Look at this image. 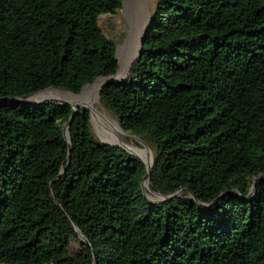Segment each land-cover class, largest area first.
<instances>
[{
	"label": "trees",
	"instance_id": "obj_1",
	"mask_svg": "<svg viewBox=\"0 0 264 264\" xmlns=\"http://www.w3.org/2000/svg\"><path fill=\"white\" fill-rule=\"evenodd\" d=\"M123 1L0 0V264H264V0H157L142 57L99 97L153 151L149 187L89 110L69 158L72 107L13 101L116 75L99 18Z\"/></svg>",
	"mask_w": 264,
	"mask_h": 264
},
{
	"label": "rangeland",
	"instance_id": "obj_2",
	"mask_svg": "<svg viewBox=\"0 0 264 264\" xmlns=\"http://www.w3.org/2000/svg\"><path fill=\"white\" fill-rule=\"evenodd\" d=\"M156 3L157 0H124L122 7L118 9L115 14L102 15L99 18V26L103 33L116 44L119 69L114 76L118 77L122 69L126 67L125 62L130 61V65L128 69H126V72L115 80L118 83L124 82L129 77L131 70L134 67L133 66L130 70L131 63L137 55L136 51L135 55L132 57L135 48L136 28H138V26L140 27V34L137 43L138 49L139 43H141L142 48V40L151 25ZM87 87H85L80 94L74 95L69 92L53 89L55 91L54 93L38 96V98L44 99V101L71 104V97L79 96V100L75 105H81L89 109L91 112L92 131L97 138L108 144L117 143L122 147H125L128 151L140 157L145 163L146 168L150 169L153 164V151L145 142L139 141L131 134L124 133L115 120L101 107L99 95L96 91L91 88L86 90ZM148 192L149 191L146 192L148 197L152 200H156L155 197L158 196L156 194L153 195L152 193L151 195ZM81 242L80 239L71 242L69 246L70 259H78L81 256Z\"/></svg>",
	"mask_w": 264,
	"mask_h": 264
},
{
	"label": "water",
	"instance_id": "obj_3",
	"mask_svg": "<svg viewBox=\"0 0 264 264\" xmlns=\"http://www.w3.org/2000/svg\"><path fill=\"white\" fill-rule=\"evenodd\" d=\"M150 28V27H149ZM149 28H148V30H149ZM148 30H147V32H146V35H145V37L143 38V40H142V48H143V45H144V43H145V41H146V37H147V35H148ZM142 48H141V53H140V55H139V57H138V59L135 61V63L142 57ZM113 77H115V76H110V77H100V78H113ZM99 79V78H98ZM98 79H96V81L98 80ZM95 81V82H96ZM112 83H118V82H116L115 80H110V81H108L107 83H105L102 87H101V89H100V91H99V97H100V94H101V92H102V90H103V88L105 87V86H107V85H110V84H112ZM89 85H91V84H89ZM89 85H86V86H84L83 87V89L85 88V87H87V86H89ZM48 89H53V88H48ZM48 89H46V90H48ZM82 89V90H83ZM39 93V92H38ZM35 94H37V93H35ZM32 95H34V94H32ZM32 95H28V96H24V97H20V98H15V99H13V101H15L16 103H18V104H32V105H35V104H48V103H50V104H55V105H57V106H67V105H70L71 107H72V109H73V114H72V116H71V121L63 128V133H64V137H65V140L67 141V144H68V146H69V158H70V155H71V146H72V141H71V138H70V131H71V125H72V122H73V119H74V116H75V113H76V111L78 110V109H80V108H84V109H86V110H89L88 108H86V107H83V106H81V105H73V104H70V103H58V102H54V101H39V102H36V101H31V100H29L28 99V97H30V96H32ZM1 101V100H0ZM3 101V100H2ZM5 101V100H4ZM136 139H138L139 141H141V142H144L143 140H141L140 138H138V137H136ZM102 142V141H101ZM102 143H104V144H106V145H109V146H114V147H118V148H121V149H123L124 151H126V152H128V153H130V154H132V155H135V154H133V153H131L130 151H128L127 149H125L124 147H121V146H115V145H111V144H108V143H105V142H102ZM135 156H137V155H135ZM138 157V156H137ZM139 158V157H138ZM142 161V160H141ZM143 162V161H142ZM153 162H154V158H153ZM144 163V162H143ZM145 165V164H144ZM147 169V168H146ZM66 170V169H65ZM65 170H63V172L62 173H64L65 172ZM62 173L59 175V177L58 178H60L61 176H62ZM150 175H151V169L150 170H148L147 169V174L145 175V178H144V182L148 179L149 180V182H150ZM262 177V176H261ZM257 180V179H256ZM256 180H255V182H256ZM56 181V180H55ZM55 181H53L52 182V184H51V186H53L54 185V183H55ZM255 184H254V187H253V190H255ZM143 192H144V194L146 195V191H145V189H144V183H143ZM158 197H160V198H167V197H164V196H161V195H159V194H156ZM73 226V228H74V230H75V232H76V234H77V236H78V238L83 242V243H87L88 244V240L79 232V230L74 226V225H72Z\"/></svg>",
	"mask_w": 264,
	"mask_h": 264
},
{
	"label": "bare ground",
	"instance_id": "obj_4",
	"mask_svg": "<svg viewBox=\"0 0 264 264\" xmlns=\"http://www.w3.org/2000/svg\"><path fill=\"white\" fill-rule=\"evenodd\" d=\"M138 20V19H137ZM136 20V21H137ZM137 22H139V21H137ZM136 24V23H135ZM136 36H135V48H134V51H133V53H132V57L135 55V52L137 51V54H138V51H139V46H138V49H137V43H138V38H139V34H140V27L138 26V28H136ZM130 42V41H129ZM137 56V55H136ZM136 59V57L134 58V60ZM133 60V61H134ZM129 61V60H128ZM133 61H132V63H133ZM132 63H131V66H132ZM125 64H126V67L125 68H123L122 69V71L120 72V74H119V76L118 77H113V78H99L93 85H91V86H88L87 88H86V90L87 89H94L95 91H96V93L99 95V91H100V89H101V87L105 84V83H107L108 81H110V80H117L119 77H121L122 76V74H124L125 72H126V69H128V67H129V65H130V61L129 62H125ZM131 68V67H130ZM72 99H71V101H72V103L71 104H73V105H75V103L79 100V96L77 97H71ZM28 99L29 100H31V101H36V102H39V101H44V99H41V98H38V97H28ZM70 102V101H69ZM148 169V168H147ZM148 170H150V169H148ZM149 184H150V182H149V180L147 181V186L149 187Z\"/></svg>",
	"mask_w": 264,
	"mask_h": 264
}]
</instances>
